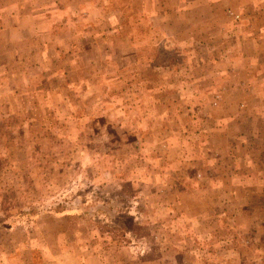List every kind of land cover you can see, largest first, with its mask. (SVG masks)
<instances>
[{
    "label": "rangeland",
    "instance_id": "rangeland-1",
    "mask_svg": "<svg viewBox=\"0 0 264 264\" xmlns=\"http://www.w3.org/2000/svg\"><path fill=\"white\" fill-rule=\"evenodd\" d=\"M74 19L0 49V264H264V141L210 139L171 50L121 57Z\"/></svg>",
    "mask_w": 264,
    "mask_h": 264
},
{
    "label": "crops",
    "instance_id": "crops-1",
    "mask_svg": "<svg viewBox=\"0 0 264 264\" xmlns=\"http://www.w3.org/2000/svg\"><path fill=\"white\" fill-rule=\"evenodd\" d=\"M99 1L0 0V49L20 48L23 42L29 43V48L45 43L54 37L63 16L78 18L68 31L79 27L85 36L92 28L98 27L103 33L107 28L101 41L121 57L131 52L134 60L141 48L162 43L161 47L174 56L167 61V93L174 97L172 102L192 98L198 103L197 98L208 97L207 104L199 109L202 118L198 121L210 139L221 132L227 138L221 143L228 146L240 148L246 137L261 145L264 0H132L143 2L142 8L114 11L97 5ZM97 13L103 18L95 17ZM83 42L97 44L88 38Z\"/></svg>",
    "mask_w": 264,
    "mask_h": 264
},
{
    "label": "built area",
    "instance_id": "built-area-1",
    "mask_svg": "<svg viewBox=\"0 0 264 264\" xmlns=\"http://www.w3.org/2000/svg\"><path fill=\"white\" fill-rule=\"evenodd\" d=\"M229 12H230L231 14H233V12H232L231 10H229ZM234 17H235L236 19H240V18H241V16H240L239 14H234Z\"/></svg>",
    "mask_w": 264,
    "mask_h": 264
},
{
    "label": "trees",
    "instance_id": "trees-1",
    "mask_svg": "<svg viewBox=\"0 0 264 264\" xmlns=\"http://www.w3.org/2000/svg\"><path fill=\"white\" fill-rule=\"evenodd\" d=\"M56 212V211H55ZM58 213V212H57ZM137 224H133V231H135L136 229H137ZM122 228H124V227H122Z\"/></svg>",
    "mask_w": 264,
    "mask_h": 264
}]
</instances>
